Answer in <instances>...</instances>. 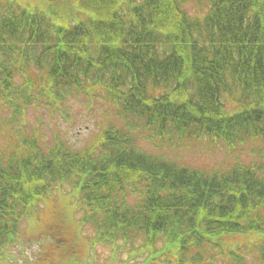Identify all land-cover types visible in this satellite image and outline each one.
I'll return each instance as SVG.
<instances>
[{"label": "trees", "instance_id": "obj_1", "mask_svg": "<svg viewBox=\"0 0 264 264\" xmlns=\"http://www.w3.org/2000/svg\"><path fill=\"white\" fill-rule=\"evenodd\" d=\"M79 97L121 124L80 143L37 127L0 147V256L23 221L46 231L45 197L67 186L76 227L113 257L138 244L127 254L142 264H264V164L212 171L163 151L264 144V0H0V133ZM72 249L63 236L50 264H84Z\"/></svg>", "mask_w": 264, "mask_h": 264}, {"label": "rangeland", "instance_id": "obj_2", "mask_svg": "<svg viewBox=\"0 0 264 264\" xmlns=\"http://www.w3.org/2000/svg\"><path fill=\"white\" fill-rule=\"evenodd\" d=\"M188 7L192 12H195V5L193 3H190ZM229 101L232 100L229 98ZM101 102L98 98L79 97L72 99L67 107L69 109L66 116H62L60 115L61 113L43 106L29 109L26 111L25 117L21 118V131H19L16 125L11 132L0 133V147L3 149L13 137L18 136L21 138L22 135L31 133L37 127H39L41 132H44L48 139H53L54 135L57 134L67 139L65 140L67 142L72 143V141H75L80 143L83 140L87 142L92 137L96 128L101 129L104 126V124L98 125L103 123L106 118H108L106 122L113 120L121 124L119 120L121 118L118 119L116 114L111 110H107L110 108L104 106ZM195 143L191 145L185 144L180 149L174 147V149L163 151L167 157L176 158L193 168L212 171L217 169L225 170L235 164L247 165L256 162L264 164V144L260 141H249L236 146L235 149L229 148L219 142L212 145V143H206L205 139L204 142ZM139 144L148 152L160 153V151H157L147 142L140 140ZM1 148L0 151H3ZM55 189L49 194L50 197L49 195L45 197L46 200L56 199V202L50 203V208L43 215L44 222L49 221L48 226L45 224L46 231H42L43 234H40L41 226L36 218L33 223L34 225H30L28 220L23 221L21 225L22 230H20L16 238L17 242L5 246L6 251H4V254L0 258V264H50V261L56 258L54 250H58V245L62 242L63 236L64 240H67L69 245L74 248L70 251L77 252V255L80 253V260H85L84 264H139L134 260L130 262L129 260H131L132 256L127 254L128 249L136 248L138 244L120 246V254L113 257L114 248L112 246L92 244L95 229L91 226L90 228H84L82 231V224H80V234L78 237L74 234V230H67V228L63 236L56 235L55 232L59 230L53 228L55 225L49 226L53 224V220L56 223H63L68 227L77 229L73 213L75 219H81L83 212L78 208L79 206L77 207L76 203L73 211L70 204L71 200L75 202L79 197L70 187L59 186ZM56 211L61 215L60 221L54 218ZM49 227L53 228V233L49 232ZM44 234L47 237H43L42 240L47 238L46 244L41 243L43 241H39V235ZM240 242H247L251 245L249 239L241 240ZM47 243L49 246H46ZM135 258H138L142 264L143 260L140 257L135 256ZM205 264L214 263L208 262Z\"/></svg>", "mask_w": 264, "mask_h": 264}]
</instances>
